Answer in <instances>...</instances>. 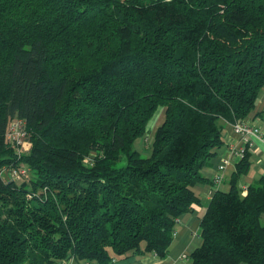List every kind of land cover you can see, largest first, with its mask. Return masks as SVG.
Here are the masks:
<instances>
[{"label":"trees","instance_id":"obj_1","mask_svg":"<svg viewBox=\"0 0 264 264\" xmlns=\"http://www.w3.org/2000/svg\"><path fill=\"white\" fill-rule=\"evenodd\" d=\"M263 87L264 0H0V172L29 170L0 174V264L164 259ZM14 118L31 143L20 157L4 139ZM249 155L187 264H264V176L237 186Z\"/></svg>","mask_w":264,"mask_h":264},{"label":"crops","instance_id":"obj_2","mask_svg":"<svg viewBox=\"0 0 264 264\" xmlns=\"http://www.w3.org/2000/svg\"><path fill=\"white\" fill-rule=\"evenodd\" d=\"M163 109H159L157 112ZM264 87L260 93L256 106L252 113L248 115L246 122L258 127L261 131V138H252V146L249 147V168L242 175L237 183L244 195L246 188L261 176H264ZM156 112V113H157ZM225 145L218 151L217 156L208 167L202 169V176L205 182L194 187L198 196V202L193 205L191 212L180 216L177 219L176 231L168 253L164 259H158L153 255L134 254L124 259H112L110 264H187L183 256L188 257L191 252L201 243L200 238V220L206 212L207 206L212 195L218 190H228L230 186L231 175L234 171L236 161L231 158L230 148H238L240 144L239 136L236 135L231 126L225 128ZM227 161L222 174V180L219 184L213 181L218 173L217 166L222 161ZM264 221V217L262 218ZM68 264H81L76 260H70ZM90 264V263H88ZM92 264V263H91Z\"/></svg>","mask_w":264,"mask_h":264},{"label":"built area","instance_id":"obj_3","mask_svg":"<svg viewBox=\"0 0 264 264\" xmlns=\"http://www.w3.org/2000/svg\"><path fill=\"white\" fill-rule=\"evenodd\" d=\"M233 132L239 136L240 146L238 148H230L231 158L236 163L239 162L245 155L249 147L252 146V138H261V131L258 127L248 124L246 121H238L232 126ZM5 143L14 149L17 156L20 157L24 151H29L31 143L28 140V133L25 128V122L22 119H11L6 127L4 134ZM227 161H222L218 166V173L214 176L213 181L219 183L222 180V174ZM0 174L9 180L21 182L29 177V170L25 166H15L3 168ZM187 261V257L183 256ZM88 264V263H85Z\"/></svg>","mask_w":264,"mask_h":264},{"label":"rangeland","instance_id":"obj_4","mask_svg":"<svg viewBox=\"0 0 264 264\" xmlns=\"http://www.w3.org/2000/svg\"><path fill=\"white\" fill-rule=\"evenodd\" d=\"M159 112H160L159 114H158V112L155 113L153 118L148 123L147 129H146V134L138 141V148H141L143 150L141 152L143 157H146V156L149 155V149H148L149 146H148V144H149V142H150V140H151V138L153 136V133H154L156 127L160 124V122H161V120L163 118L164 109L160 110ZM244 121H246V120H244ZM234 124L230 125L231 128H232V126ZM28 152L29 151H24L22 154H26ZM261 222H262V224H264L263 221H261Z\"/></svg>","mask_w":264,"mask_h":264}]
</instances>
